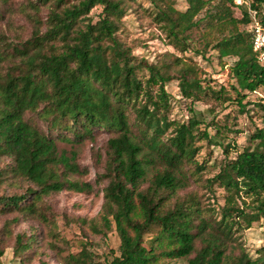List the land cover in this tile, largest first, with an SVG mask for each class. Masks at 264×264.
<instances>
[{
  "label": "trees",
  "instance_id": "obj_1",
  "mask_svg": "<svg viewBox=\"0 0 264 264\" xmlns=\"http://www.w3.org/2000/svg\"><path fill=\"white\" fill-rule=\"evenodd\" d=\"M147 1L151 7L141 0H0V217L14 216L0 227V264L11 239L14 255L30 263L37 237L14 234L13 226L48 222L49 195L93 190L72 180L83 171L76 154L60 152L58 143H82L98 133L108 135L104 149L94 152L104 202L99 215L83 223L103 238L114 228L119 252L101 260L94 241L85 239L66 264H264V246L256 258L246 247L248 210L230 192L253 199L264 217V128L251 136L254 146L234 158L226 149L219 173L205 179L210 166L198 160L199 144H215L210 126L218 136L224 130L217 117L200 120L195 104L211 103V92L217 100L232 99L215 95L204 68L187 55L216 51L221 62L235 60L231 74L242 90L264 87L249 9L234 0H188L185 10L174 0ZM250 9L264 26V0ZM133 13L152 18L175 51L155 61L135 55L123 37ZM19 18L31 28L17 25ZM173 81L189 101L187 121L172 118L166 86ZM238 96L244 111L245 95ZM259 107L264 114V103ZM223 175L230 176L228 184ZM193 183L213 194L215 185L222 187L224 204H205L186 191Z\"/></svg>",
  "mask_w": 264,
  "mask_h": 264
},
{
  "label": "rangeland",
  "instance_id": "obj_2",
  "mask_svg": "<svg viewBox=\"0 0 264 264\" xmlns=\"http://www.w3.org/2000/svg\"><path fill=\"white\" fill-rule=\"evenodd\" d=\"M174 1L178 9L185 10L188 7V0ZM234 1L237 5L248 8L250 15L256 16L260 21L257 12L250 9L254 0ZM141 2L146 7L152 6L147 0H141ZM101 11V8L95 9L93 11L95 17ZM236 11L237 16L240 17V9H236ZM125 21L127 33L123 37L134 47V53L138 57L155 61L159 54L168 50L175 51L172 46L168 45L165 33L147 14H129ZM18 24L24 25L28 29L31 28V25L21 18L17 20ZM178 53L181 55L180 52ZM187 55L194 57L199 65L204 68L206 80L215 95L221 92L223 96L232 99L226 102L224 99L217 100L211 92V103L199 101L195 104L200 120L206 121L205 124H208L214 117H217L224 130L223 134L218 136L214 126H210L209 131L215 144L212 145L206 141L199 144L202 148L198 160L200 162L207 161L208 166H210L204 176L207 179L219 173L220 167L228 155L226 149L229 150V156L234 158L237 153L242 152L245 148L254 146L251 142V136L258 129L264 128V114L259 107L261 103H264V87L254 92L242 90L237 79L231 74V67L235 60L226 58L221 62L216 51H210L204 57L197 56L195 53H188ZM166 89L171 97L172 118L177 121H187L191 117L189 101L182 98L178 81L167 84ZM238 92L245 95L243 98L244 111H241L236 100L239 98ZM107 140V134L98 133L94 140L87 139L77 144L58 143L60 152L65 151L68 156H71L72 153L76 154V162L83 171L74 174L72 180L90 183L93 190L91 192H77L65 189L59 193L51 194L46 199L47 209L45 212L48 222L33 219L21 221L18 225L13 226L14 234L24 233L29 236L34 233L37 237V250L28 264H66L65 257L72 251H78L80 241H85V239L94 241L93 250L101 260L111 259L118 254L120 238L114 228L107 233L106 238H103V236L93 233L95 229L93 230L92 227H88V224L83 223L84 220L89 221L97 217L102 209L104 198L101 189L103 186L96 183V175L99 169L94 152L98 150L97 148L104 149ZM222 181L228 184L230 176L223 175ZM188 190L195 191L208 205L217 202L223 205L227 194L218 185L214 187V194L210 193L203 184L193 183L186 191ZM230 192L248 210L243 217L244 225L247 227L243 240L249 253L256 258V251L264 246V217L254 210L253 199L244 197L243 193H238L232 188H230ZM13 217V215L0 217V227ZM2 264H22L20 259L14 255V239L8 241ZM169 264H187V262L176 259L170 260Z\"/></svg>",
  "mask_w": 264,
  "mask_h": 264
},
{
  "label": "built area",
  "instance_id": "obj_3",
  "mask_svg": "<svg viewBox=\"0 0 264 264\" xmlns=\"http://www.w3.org/2000/svg\"><path fill=\"white\" fill-rule=\"evenodd\" d=\"M252 16V44L255 52L257 53L258 60L264 64V26L257 19Z\"/></svg>",
  "mask_w": 264,
  "mask_h": 264
}]
</instances>
